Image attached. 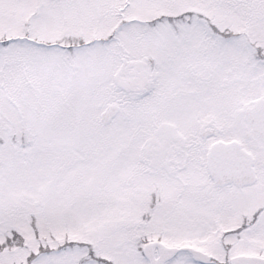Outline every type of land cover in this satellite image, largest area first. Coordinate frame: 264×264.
Instances as JSON below:
<instances>
[{"label":"snow or ice","instance_id":"6c2138e0","mask_svg":"<svg viewBox=\"0 0 264 264\" xmlns=\"http://www.w3.org/2000/svg\"><path fill=\"white\" fill-rule=\"evenodd\" d=\"M0 264H264V0H0Z\"/></svg>","mask_w":264,"mask_h":264}]
</instances>
